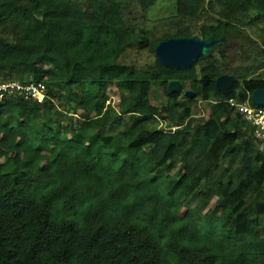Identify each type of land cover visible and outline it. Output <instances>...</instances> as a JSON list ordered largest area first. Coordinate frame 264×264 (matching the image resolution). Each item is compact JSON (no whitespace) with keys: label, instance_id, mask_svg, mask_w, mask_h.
Wrapping results in <instances>:
<instances>
[{"label":"trees","instance_id":"trees-1","mask_svg":"<svg viewBox=\"0 0 264 264\" xmlns=\"http://www.w3.org/2000/svg\"><path fill=\"white\" fill-rule=\"evenodd\" d=\"M157 1L0 0V82L47 95L0 98V264H264V148L228 103L264 89V0H175L151 39ZM193 36L227 43L179 70L119 60Z\"/></svg>","mask_w":264,"mask_h":264},{"label":"water","instance_id":"water-1","mask_svg":"<svg viewBox=\"0 0 264 264\" xmlns=\"http://www.w3.org/2000/svg\"><path fill=\"white\" fill-rule=\"evenodd\" d=\"M227 41L225 37L203 39L199 36L191 38H169L161 41L155 48V57L159 64L175 70L188 68L199 56L207 57L212 50ZM232 75H221L215 81L217 91H226L233 86ZM171 91H177L179 83L173 81L169 84ZM187 97H193V93L185 92ZM251 101L256 106L264 105V89H257L253 92Z\"/></svg>","mask_w":264,"mask_h":264},{"label":"rangeland","instance_id":"rangeland-1","mask_svg":"<svg viewBox=\"0 0 264 264\" xmlns=\"http://www.w3.org/2000/svg\"><path fill=\"white\" fill-rule=\"evenodd\" d=\"M207 1L208 0H205V3ZM174 3L175 0H158L156 5H154L147 11L146 13L147 22H146L145 31L148 30L151 31L150 34L151 39L166 32V28L160 24V21L174 14ZM254 29L252 28L247 29L246 34H249L253 39L258 41L257 33H259V31ZM119 60L123 64L132 65L136 70H143L149 68L154 63L155 55L149 52L148 50L128 49L122 54ZM221 72H223V70H221ZM257 76L264 78V67L260 70H256V72L253 74V77H257ZM151 100L153 105H160L161 103H165L166 100L165 95L163 94L161 88H157L154 86L152 87ZM109 102L112 107H115L118 102L117 93L114 89L111 93V98ZM192 108H194V112L196 113L204 112V116H206L207 114V112H205L206 105L202 102H197L192 106ZM156 124H157L156 128H160L161 126L160 123H156ZM122 130H123L122 124H117V125L112 124L106 127L101 133L103 135H112L121 132Z\"/></svg>","mask_w":264,"mask_h":264},{"label":"clouds","instance_id":"clouds-1","mask_svg":"<svg viewBox=\"0 0 264 264\" xmlns=\"http://www.w3.org/2000/svg\"><path fill=\"white\" fill-rule=\"evenodd\" d=\"M200 37V36H199ZM191 38V37H190ZM214 38V37H213ZM220 38V37H219ZM226 39V38H225ZM226 41H227V39H226ZM160 43V42H159ZM227 43V42H226ZM225 43V44H226ZM158 45V44H157ZM221 45V44H220ZM219 46V45H218ZM218 46H216L215 48H217ZM214 48V49H215ZM213 49V50H214ZM213 50H212V52H213ZM211 52V53H212ZM154 55H155V53H154ZM155 59H156V57H155ZM196 61V60H195ZM226 73H223L222 75H225ZM228 75H230L229 73H228ZM221 76V75H220ZM234 80H235V78H234ZM176 82V81H175ZM235 82V81H234ZM178 83V82H177ZM234 84V83H233ZM180 85V84H179ZM33 86L32 85H28V86H26V87H24V88H22L21 87V85L18 83V82H16V81H14V82H0V98L1 97H3L4 95H8V96H12V95H17L18 93L20 94V93H22L23 94V99H28L29 98V101H36V102H39V103H41L45 98H46V92L44 91V88L43 87H38V88H35V90L37 91V94L36 95H34V96H32V91H31V88H32ZM169 88V87H168ZM170 90V89H169ZM178 90H180V87H179V89ZM177 90V91H178ZM171 91V90H170ZM187 91H189V92H191V93H193V97L195 96L194 95V92H192L191 90H188V89H186L184 92H183V95L185 96V97H187L186 95H185V92H187ZM171 92H176V91H171ZM253 94V93H252ZM243 96V93H242V95H240L239 94V97H242ZM249 95H247L246 94V98L242 101V102H237V101H235V100H233V99H230V100H228V103H229V106L231 107V108H233V110L241 117V119L245 122V123H248L250 126H251V130H252V137H253V139L258 143V145L260 146V148L262 147V148H264V139H258V138H256V136H255V133H254V131H255V127H254V125L249 121V120H247L246 118H245V113H244V111H242V110H240L241 108H246V109H263L264 108V105L263 106H257V107H254V106H251L250 104H249ZM188 98H192V97H188ZM251 98H252V95H251ZM180 100H183V98L180 96V98H179ZM110 100V99H109ZM109 100L106 102V104L108 105V104H110V102H109ZM252 102V101H251ZM203 103V102H202ZM205 104V103H204ZM255 105V104H254ZM256 106V105H255ZM192 111H194V108H192ZM205 112H207V114H206V116H204V112H202V113H196V112H194L195 113V115L194 116H198V114H201V115H203V117H205V118H207V116H208V110H207V107H206V109H205ZM158 123H160V128H157V129H164L165 131L164 132H168V131H175L176 129H177V127H171V128H167V127H165V124L164 123H162V122H158ZM113 135V134H112Z\"/></svg>","mask_w":264,"mask_h":264},{"label":"built area","instance_id":"built-area-1","mask_svg":"<svg viewBox=\"0 0 264 264\" xmlns=\"http://www.w3.org/2000/svg\"><path fill=\"white\" fill-rule=\"evenodd\" d=\"M32 96L37 94L34 87L31 88ZM244 111L245 118L249 120L255 127V136L258 139H264V108L263 109H246L241 108Z\"/></svg>","mask_w":264,"mask_h":264},{"label":"flooded vegetation","instance_id":"flooded-vegetation-1","mask_svg":"<svg viewBox=\"0 0 264 264\" xmlns=\"http://www.w3.org/2000/svg\"><path fill=\"white\" fill-rule=\"evenodd\" d=\"M240 95H242V93H239ZM247 94V93H246ZM248 95V94H247Z\"/></svg>","mask_w":264,"mask_h":264}]
</instances>
